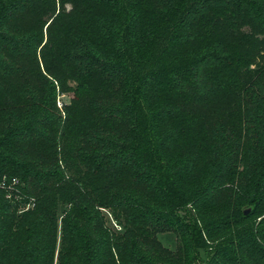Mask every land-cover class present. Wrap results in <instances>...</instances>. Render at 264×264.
Instances as JSON below:
<instances>
[{"label": "trees", "instance_id": "trees-1", "mask_svg": "<svg viewBox=\"0 0 264 264\" xmlns=\"http://www.w3.org/2000/svg\"><path fill=\"white\" fill-rule=\"evenodd\" d=\"M200 1L207 0L191 3ZM131 2L0 0V51L25 62L14 68L0 61V264H53L54 228L42 222L43 216L53 217L61 206H75L79 200L87 202L80 209L84 215L90 209L111 208L124 232L109 233L95 210V225H91L92 219L84 223L81 217L78 226L70 223L64 228L59 264H264V218L256 221L264 215L263 165L258 157L251 160V145L246 143L228 156L225 151L217 163V150L202 111L177 113L169 119L179 129V148L196 156L186 167L181 186L166 184L169 190L164 197L169 203L165 210L155 206L148 209L135 199L113 201L110 191L118 183L117 171L88 167L83 156L86 138L97 129L114 126L112 118L100 114L97 104L112 99L117 84L99 66L81 69L71 51L83 40L101 54H113L118 34L107 31L109 22L118 24L127 44L131 43L132 21L137 20L144 30L157 26L158 0ZM248 10L244 11L237 1L226 0L199 17L194 36L197 45L225 49L223 59L205 72L214 87L248 92L264 76V6L254 5ZM20 21L32 33L24 39L15 34ZM173 22L143 47L145 63L137 70L159 86L163 101L188 106L193 97L175 87L174 78L190 83L195 59L188 42L177 36L185 23L183 17ZM131 66L136 70V65ZM48 77L57 82L61 94L70 97L64 120L58 119L55 104L52 115L42 111L32 119L36 113L32 101L41 100L32 94L33 80L48 82ZM259 126L258 122L238 131L241 135L251 132V141L255 142ZM30 149L45 160H57L59 172L51 177L32 175L22 162ZM213 168L212 178L206 180L205 172ZM195 173L197 178H191ZM18 176L32 177V188L51 178L54 182L48 191L44 186L38 188L36 199L30 203L22 195L16 197L18 193L10 185ZM171 188H176L172 189V200ZM234 188L240 189L233 204L227 205L226 199L220 201ZM28 205L31 209L23 211ZM250 206L252 211L246 210ZM181 212L186 213L185 219ZM73 227H79L77 235ZM163 233L176 236L175 250L162 245L158 235ZM36 244L42 247L33 248ZM202 250L207 251L205 262Z\"/></svg>", "mask_w": 264, "mask_h": 264}, {"label": "rangeland", "instance_id": "rangeland-1", "mask_svg": "<svg viewBox=\"0 0 264 264\" xmlns=\"http://www.w3.org/2000/svg\"><path fill=\"white\" fill-rule=\"evenodd\" d=\"M226 0H207L197 3H191V0H158L159 22L157 26L144 30L140 27L137 20L132 21L130 29L131 43L122 37L118 29V24L109 22L107 31L118 34L116 36L115 51L111 55H105L98 52L88 42L79 40L77 46L71 51L73 58L77 61L81 69L99 66L106 69L116 80L117 93L107 101L97 104L101 115L105 118H112L113 128L97 129L86 138V145L83 156L87 165L91 169H112L117 171V185L110 191L113 201L118 198L135 199L146 204L148 209L157 207L165 210L169 201L164 197V192L169 190L170 182L182 185L183 178L186 176V167L195 159L196 153L193 151H184L178 146L179 129L170 122L173 114L186 111L199 110L205 113L208 120L207 133L213 139L217 150V163L221 161V154L225 151L232 154L237 152L244 143L251 146V160L257 161L263 165L264 170V76L259 78L256 84L248 92H239L237 90H223L211 85L206 78V70L217 64L223 59L225 49L220 45L198 46L194 36L199 28V17L217 3ZM232 1V0H231ZM237 1L244 11H249L254 5L264 6V0H233ZM132 5L131 0H123ZM191 9V10H189ZM189 12V13H188ZM191 12V13H190ZM183 17L184 22L179 28L178 38L181 41L188 42L189 49L195 59V65L191 68L192 80L185 84L178 78H174V86L187 90L193 97V103L188 106L172 105L160 98L158 85L151 79L145 78L140 69L144 63L145 52L143 47L147 45L154 36H156L164 26L174 24V19ZM24 22V21H23ZM15 32L18 39H24L30 36L31 30L26 27L22 21L16 23ZM177 24V23H176ZM177 27V26H176ZM13 27H10L11 32ZM26 54V52H25ZM24 54V55H25ZM0 61L2 65L18 67L24 66V60H14L5 50L0 51ZM134 66L136 70L133 69ZM2 67L0 68V72ZM48 82L33 80V95L40 96L41 100H33L32 105L36 110L32 119H37L42 111H49L52 115L53 104H55V113L58 119L64 120L66 117V106L69 104L70 97L61 94L57 82L48 77ZM0 80L1 76H0ZM29 96L30 93H28ZM52 97L50 100H47ZM50 109V110H49ZM259 122L258 134H255V142H252L250 134L241 135L239 128L252 127ZM254 146V147H253ZM146 154L144 157L143 155ZM236 155L230 157L233 159ZM142 158L144 161H142ZM147 158V161H146ZM27 168L38 174H48L50 177L59 172L60 163L57 160H45L33 149L25 153ZM146 161V162H145ZM234 161V160H232ZM145 162V163H144ZM147 166L145 165L148 163ZM236 162V161H235ZM211 171L205 172V179L212 178ZM197 178L196 173L191 178ZM18 179L12 180L10 185L17 194L16 197H26L30 203L36 199L37 194L44 187L50 189L54 178L48 182H39L41 186L32 188L31 179L28 176H18ZM14 181H16L14 183ZM200 182V181H199ZM19 187L25 188L20 191ZM31 187V188H30ZM171 188L169 195L174 196ZM240 188L231 189L226 204L231 205L238 196L236 193ZM163 190V193H162ZM12 192V191H11ZM167 195V192L165 193ZM10 199V197L7 196ZM238 198V197H237ZM87 204L85 200H79L75 206H61L57 215L53 217L43 216L42 222L45 225H52L51 231L53 238V264H59V254L62 242L64 228L77 223H84L88 220L91 225L97 223L94 213L100 214V222L109 233H123L124 229L113 216L111 208L90 209L86 215L80 213V209ZM191 205H188L190 207ZM253 206L246 210L252 211ZM31 209L28 205L23 211ZM96 210V212H95ZM245 210V209H244ZM22 208L20 209V212ZM22 211V212H23ZM21 212V213H22ZM92 216V218H91ZM181 217L186 218V213L181 212ZM264 215L255 218L260 221ZM75 226V225H74ZM75 235L79 230L73 227ZM73 232V231H72ZM72 235V234H71ZM77 239V236H74ZM162 245L170 250L176 249V236L172 233H163L158 235ZM34 247L41 248L36 244ZM15 252V251H14ZM44 252V251H43ZM203 262L207 260V251H201ZM3 264H10L8 261Z\"/></svg>", "mask_w": 264, "mask_h": 264}, {"label": "built area", "instance_id": "built-area-1", "mask_svg": "<svg viewBox=\"0 0 264 264\" xmlns=\"http://www.w3.org/2000/svg\"><path fill=\"white\" fill-rule=\"evenodd\" d=\"M16 181H14V183H15Z\"/></svg>", "mask_w": 264, "mask_h": 264}, {"label": "water", "instance_id": "water-1", "mask_svg": "<svg viewBox=\"0 0 264 264\" xmlns=\"http://www.w3.org/2000/svg\"><path fill=\"white\" fill-rule=\"evenodd\" d=\"M245 213H247V212H245Z\"/></svg>", "mask_w": 264, "mask_h": 264}]
</instances>
